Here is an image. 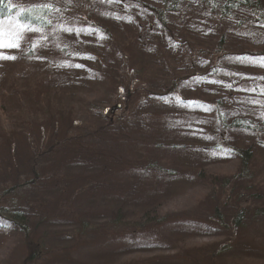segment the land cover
Here are the masks:
<instances>
[{
  "label": "rangeland",
  "instance_id": "1",
  "mask_svg": "<svg viewBox=\"0 0 264 264\" xmlns=\"http://www.w3.org/2000/svg\"><path fill=\"white\" fill-rule=\"evenodd\" d=\"M161 1L51 0L45 31L0 22L19 43L0 48L16 57L0 59V264H264V30L188 0L160 21ZM251 142L256 188L227 190L229 150ZM165 158L183 172L156 181ZM10 203L34 212L22 229Z\"/></svg>",
  "mask_w": 264,
  "mask_h": 264
},
{
  "label": "trees",
  "instance_id": "2",
  "mask_svg": "<svg viewBox=\"0 0 264 264\" xmlns=\"http://www.w3.org/2000/svg\"><path fill=\"white\" fill-rule=\"evenodd\" d=\"M16 0H0V21L2 17L7 15H12V12L16 13L18 11L17 18L23 23L29 25L32 27V29H37L41 31H45V29H48L51 25L52 19L50 18V11L51 8L48 6V1L51 0H39L36 3H29L28 1H23L18 3V8L16 4L14 3ZM193 2L196 7L197 11L201 14L206 16V14H210L212 17L215 15L218 16L215 21L218 25L230 27L231 25L234 26L236 31H239L242 29L243 31H256L259 29L260 32L264 30V0H188ZM187 1V2H188ZM162 4H158L156 6V9L154 13L157 15L160 21L165 20L164 17L167 15H170L169 13H174V10H177V8L181 7L182 4L185 3L183 0H162ZM12 4L15 5L16 9H12ZM53 7V6H52ZM54 8V7H53ZM213 13V14H212ZM221 21V22H220ZM230 21V22H229ZM225 33L222 32L220 38H218L216 42L217 47L222 43L224 40ZM264 51V49H263ZM134 58V57H132ZM135 62V60H133ZM107 65V64H105ZM140 67V66H139ZM142 67V66H141ZM108 70V69H107ZM106 70L107 78H112V73L108 72ZM151 77H154L151 75ZM118 86V89L120 90V85L116 84ZM130 91H127L129 93ZM122 94L123 92L120 90L119 92ZM126 94H124L123 98L121 97L120 102H124L126 99ZM63 113V106L60 108V114ZM106 117L107 115L104 114ZM61 118H63V114H61ZM241 118V117H240ZM242 118L248 120L246 116H243ZM65 120V119H64ZM242 120V119H241ZM234 123L243 124L242 122H239L238 120H235ZM261 125L257 124L254 128H250L252 130V134L254 135V141L257 143L264 142V123L260 122ZM62 126V125H61ZM249 127V126H248ZM245 145H233L231 150H229V153L234 158L238 156L240 160V166L238 168V173L234 174L231 177H227V179H224L223 186L228 187L231 185L230 189L232 190L235 184L238 182L239 179L246 178L247 174L250 175L251 179L257 178L254 174V169L256 168V164H254L253 159V148L255 147L254 142H251L250 144L244 143ZM75 145V144H74ZM169 148H172L171 144H169ZM9 153V152H8ZM139 158L143 157L142 151H139ZM177 154L175 152H169V156L167 158H170L173 160L175 159V156ZM167 156V154L165 155ZM127 157V156H126ZM126 157L124 159H126ZM9 160L14 159V154L10 153V155L7 157ZM154 160L150 163V166H153L157 169L155 173H152V178H154L156 181H159L160 178H163V180H170L175 179L179 177L182 172L183 168L179 165H173L170 167H166L163 165L164 160ZM131 161V160H130ZM12 167V165H11ZM3 169V166L0 168ZM146 170L152 171L150 167H148ZM248 175V176H249ZM155 181V184L157 182ZM231 181L233 182V185L231 184ZM257 183L251 184L249 187H247V190H250L252 188H256ZM18 184L15 183L9 188L4 189V191H1L2 194L5 195L10 194V191L16 190L17 193V187ZM20 186V185H19ZM260 187V184H258ZM10 206H12V203H10ZM16 208V210L12 211L11 213L13 216H6V220L10 225L13 227H17L19 229H22V227H25V222L31 219V213L34 214V212L28 211L26 208H23L20 206V204H16L15 206H12ZM21 207V208H18ZM7 211V210H6ZM5 212V211H4ZM242 212H237L236 215L232 216L231 218V224L235 227H242L243 225L240 222V218L242 217ZM28 219V220H27ZM25 221V222H24ZM223 246V245H222ZM215 253V252H214Z\"/></svg>",
  "mask_w": 264,
  "mask_h": 264
},
{
  "label": "snow or ice",
  "instance_id": "3",
  "mask_svg": "<svg viewBox=\"0 0 264 264\" xmlns=\"http://www.w3.org/2000/svg\"><path fill=\"white\" fill-rule=\"evenodd\" d=\"M64 31L71 33L74 31V29L73 28H65ZM75 31H77V33H79V32L86 31V30L85 29H75ZM3 47H19V43H18V41L5 43L3 40H0V48H3ZM0 59H16V57L15 56H5L2 53H0ZM65 66H67V65H65ZM75 66L76 67H82V65H75ZM261 66H264V61L261 62ZM0 227H9V225L0 224Z\"/></svg>",
  "mask_w": 264,
  "mask_h": 264
}]
</instances>
